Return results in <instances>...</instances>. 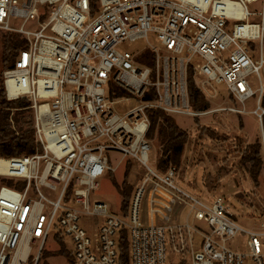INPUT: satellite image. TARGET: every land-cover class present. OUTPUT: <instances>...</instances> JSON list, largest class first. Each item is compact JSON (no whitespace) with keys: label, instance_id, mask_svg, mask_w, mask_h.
I'll return each instance as SVG.
<instances>
[{"label":"built area","instance_id":"obj_1","mask_svg":"<svg viewBox=\"0 0 264 264\" xmlns=\"http://www.w3.org/2000/svg\"><path fill=\"white\" fill-rule=\"evenodd\" d=\"M259 1L262 22L250 23L248 5ZM228 20L238 22L231 33ZM29 22L39 30H26ZM0 28L27 42L3 83L8 101L30 102L37 146L31 155L0 158V179L12 182L0 187V264H39L50 238L69 239V264H120L123 250L127 264H264V220L247 229L223 197L190 194L178 168L158 169L148 138L149 111L213 112L192 109V76L207 99L225 85L242 106L227 110L257 118L264 159V0H0ZM150 33L159 46L135 55L117 50ZM254 42L258 59L250 55ZM147 52L149 65L140 60ZM130 99L139 104L118 113L116 105ZM114 153L135 170L126 212L91 199L100 178L116 172ZM184 210L187 219H175Z\"/></svg>","mask_w":264,"mask_h":264},{"label":"rangeland","instance_id":"obj_2","mask_svg":"<svg viewBox=\"0 0 264 264\" xmlns=\"http://www.w3.org/2000/svg\"><path fill=\"white\" fill-rule=\"evenodd\" d=\"M248 10L253 13L249 18L250 23L262 22V1L249 4ZM22 23L19 18L11 19L13 27H20ZM227 23V32L231 33L233 25L238 22L228 20ZM24 28L33 32L39 30V25L37 22H29ZM11 36V33L0 28V103L7 101L2 91L4 72L16 58L12 61L13 53H10L9 56H3L5 42ZM149 44L160 45L155 33H150L148 39L135 42L124 41L118 45L117 50L135 55L145 52ZM251 48L252 59H258L260 56L259 43H252ZM194 63L203 64L204 62L200 58H196ZM249 81L254 90L259 88L260 83L257 75L250 76ZM216 87L218 90L217 98L207 99L205 97L209 103L208 111L213 112L200 115L197 125L191 118L176 117L177 123L188 134L180 162L181 180L179 185L199 198L223 197L234 219L241 226L253 229L264 220V165L260 169V173L254 178L250 172L251 163L245 162L244 157L247 155L248 148L258 140L259 124L257 118L252 114L242 115L228 111L227 108L229 107L242 106L240 104L237 106L230 100L225 85H217ZM256 103V98L247 101L246 110L251 112L256 107ZM138 104L139 101L130 99L116 105V109L118 113L123 115ZM27 109L28 111H25L23 116L32 117L33 113L29 107L23 110ZM16 112V109L11 110L10 118L13 125L12 119ZM13 129L15 128L13 127ZM151 142L153 157L155 160H159V152L154 139ZM110 160L113 168H116V172L114 174L106 172L100 178L99 189L93 192L91 199L92 201H104L112 211L120 212L123 205V189L128 190L127 183L133 185L135 182V170L131 164L128 165L127 169L125 163L119 164V153L111 154ZM5 186L9 187L10 185L6 182ZM42 192L49 199L56 200L57 193L47 189H42ZM188 211H180L179 216L175 219L184 222L189 214ZM93 221L89 220V223ZM190 222H192V217ZM260 241L264 245V239L261 238ZM69 248H71L69 239L58 241L50 238L45 244L39 264H69ZM33 249L35 251L37 246H33ZM196 249L200 250L198 246Z\"/></svg>","mask_w":264,"mask_h":264},{"label":"trees","instance_id":"obj_3","mask_svg":"<svg viewBox=\"0 0 264 264\" xmlns=\"http://www.w3.org/2000/svg\"><path fill=\"white\" fill-rule=\"evenodd\" d=\"M8 32V31H7ZM12 36L5 42L3 56H9L13 53V60L15 61L20 52L27 48V42L23 36L15 32H9ZM21 38V39H20ZM15 53V54H14ZM150 53H146L141 62L149 65ZM11 61V62H12ZM15 61L11 66L7 68H13ZM3 96L7 100L5 95L4 83H3ZM189 95L191 107L196 113H204L208 111L209 103L201 90L195 84L192 76L189 79ZM264 106V95L262 99ZM30 107V102L24 99L14 101H2L0 103V158L1 157H18L23 155H31L36 152V139L35 132L33 130V114L32 117L26 118L24 108ZM16 109L15 117L11 123V110ZM179 115H169L159 110L149 111V117L151 121V127L148 134L150 140L154 139L156 147L159 152V160H157V167L161 171H166L169 167L174 166L180 169V162L183 157L186 139L188 138L187 132L181 128L177 123L176 117ZM185 117V116H182ZM191 118L197 125L199 122V116L186 117ZM28 119V120H27ZM13 127L15 129H13ZM184 128V127H183ZM245 155V162L251 163V175L255 178L259 173L260 169L264 165V159L262 154V143L260 139V132L258 126V140L254 142L248 148ZM128 175V174H127ZM1 181V179H0ZM11 185V181H1L0 187L5 183ZM127 183V181H124ZM128 190L123 189V209L125 212L129 206L131 199L133 186L127 183ZM128 257L125 250L120 264H127Z\"/></svg>","mask_w":264,"mask_h":264},{"label":"bare ground","instance_id":"obj_4","mask_svg":"<svg viewBox=\"0 0 264 264\" xmlns=\"http://www.w3.org/2000/svg\"><path fill=\"white\" fill-rule=\"evenodd\" d=\"M227 4H228L227 9L229 11L235 10V13L238 16H242L243 15L245 10L243 11V9L241 7H238V6H236V5H234V4L230 3V2H227ZM246 28L249 29L252 34H256L257 30H258V28L255 27V26H248Z\"/></svg>","mask_w":264,"mask_h":264}]
</instances>
